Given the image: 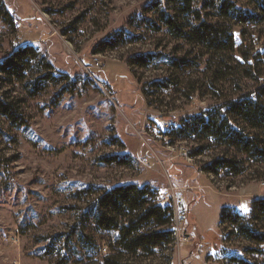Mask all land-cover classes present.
<instances>
[{"label": "rangeland", "instance_id": "obj_1", "mask_svg": "<svg viewBox=\"0 0 264 264\" xmlns=\"http://www.w3.org/2000/svg\"><path fill=\"white\" fill-rule=\"evenodd\" d=\"M152 1L0 0V62L33 45L74 82L71 93L59 96L63 85L47 84L31 97L0 80V99L24 123L13 127L0 115V264H103L110 234L89 220L94 190L132 183L170 197L176 231L169 261L132 264H264V244L219 226L221 208L237 210L238 201L249 217L252 202L264 198V181L254 170L233 179L205 174L200 168L219 151L187 161L184 149L199 144L169 136L184 117L218 103L199 81L201 67L181 73L170 65L188 46L142 22L155 18L146 9ZM235 1L252 10L247 0ZM233 33L236 52H264V22L236 24ZM126 35L134 43L97 52L103 41L123 43ZM146 54L154 56L147 68L128 65ZM235 84L221 85V93L243 87Z\"/></svg>", "mask_w": 264, "mask_h": 264}, {"label": "trees", "instance_id": "obj_2", "mask_svg": "<svg viewBox=\"0 0 264 264\" xmlns=\"http://www.w3.org/2000/svg\"><path fill=\"white\" fill-rule=\"evenodd\" d=\"M247 1L252 10L238 7L235 0H154L146 9L155 18L141 17V20L154 31L164 29L173 40L188 46L183 56L170 60V65L181 73L201 67L203 79L199 81L204 82V91L218 103L184 117L169 136L198 143L190 152L194 158L212 149L219 151L200 168L205 174L233 179L254 170L256 178L264 181V60L260 59L264 52H244L240 47L236 52L233 33L236 24L264 22V0ZM0 10H5L2 2ZM131 38L126 35L123 43L119 38L103 41L97 52L134 43ZM236 53L242 61L235 57ZM153 57L136 55L128 65L147 68ZM0 80L21 86L31 97L43 92L47 84L63 85L59 96L65 91L71 93L74 86L71 77L58 72L33 45L21 46L2 59ZM230 81L243 87H237L235 93L227 96L221 93V85ZM245 81L251 85L244 86ZM189 85L188 81L186 86ZM188 89L193 93V89ZM187 96L190 98L191 94ZM0 115L13 127L24 125L12 102L0 99ZM94 195L89 220L95 230L110 234L103 264H132L139 258L170 260L176 242L174 209L171 203L160 202L157 188L132 183L95 189ZM245 216L233 207L224 206L220 210L219 226L223 231L229 228L237 238L264 244V232L260 228L264 226V198L254 200L249 217Z\"/></svg>", "mask_w": 264, "mask_h": 264}, {"label": "built area", "instance_id": "obj_3", "mask_svg": "<svg viewBox=\"0 0 264 264\" xmlns=\"http://www.w3.org/2000/svg\"><path fill=\"white\" fill-rule=\"evenodd\" d=\"M95 60H96V59H95ZM96 65H97V67H99V63H98L97 60H96ZM184 151H185V152H184V155H185L187 161H188V160H189V161H192V160L195 159L194 157H191V156H190V151H188V150H186V149H184ZM262 184H264V183H262ZM167 199H170V197H169L168 195H165L163 198L160 199V202H161L162 204H166ZM242 206H243V205H242V202H241V201H238V203H237V212H238L239 215L244 216V214H245V209H244V207H242ZM173 209H174V207H173Z\"/></svg>", "mask_w": 264, "mask_h": 264}, {"label": "crops", "instance_id": "obj_4", "mask_svg": "<svg viewBox=\"0 0 264 264\" xmlns=\"http://www.w3.org/2000/svg\"><path fill=\"white\" fill-rule=\"evenodd\" d=\"M200 178H202V177H200ZM184 179H186V177L184 178ZM198 180H199V178H198ZM200 182H204V180H203V178H202V180H199ZM199 185V184H198ZM245 196V195H244ZM235 205V204H234ZM233 204H230V205H226V206H228V207H233L234 206ZM237 206V205H236ZM224 207V206H223Z\"/></svg>", "mask_w": 264, "mask_h": 264}, {"label": "snow or ice", "instance_id": "obj_5", "mask_svg": "<svg viewBox=\"0 0 264 264\" xmlns=\"http://www.w3.org/2000/svg\"><path fill=\"white\" fill-rule=\"evenodd\" d=\"M243 207V206H242ZM246 210V209H245Z\"/></svg>", "mask_w": 264, "mask_h": 264}]
</instances>
